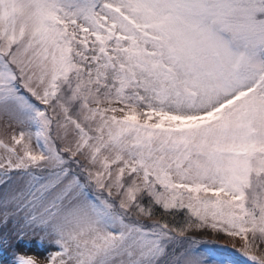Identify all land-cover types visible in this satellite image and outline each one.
Returning a JSON list of instances; mask_svg holds the SVG:
<instances>
[{
	"label": "snow or ice",
	"instance_id": "6c2138e0",
	"mask_svg": "<svg viewBox=\"0 0 264 264\" xmlns=\"http://www.w3.org/2000/svg\"><path fill=\"white\" fill-rule=\"evenodd\" d=\"M0 264H264V0H0Z\"/></svg>",
	"mask_w": 264,
	"mask_h": 264
},
{
	"label": "rangeland",
	"instance_id": "374dc122",
	"mask_svg": "<svg viewBox=\"0 0 264 264\" xmlns=\"http://www.w3.org/2000/svg\"><path fill=\"white\" fill-rule=\"evenodd\" d=\"M220 243H222V244L225 243V240L224 239H221L220 240ZM29 254H33V253H29Z\"/></svg>",
	"mask_w": 264,
	"mask_h": 264
}]
</instances>
